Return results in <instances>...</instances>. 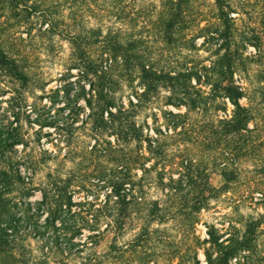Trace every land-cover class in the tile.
Here are the masks:
<instances>
[{
	"label": "rangeland",
	"instance_id": "1",
	"mask_svg": "<svg viewBox=\"0 0 264 264\" xmlns=\"http://www.w3.org/2000/svg\"><path fill=\"white\" fill-rule=\"evenodd\" d=\"M225 1L232 7L227 16L218 17L215 0H197L205 6L204 14L195 17L196 21L202 18V26L215 23L225 36L214 32L207 39L200 35L193 43H182L155 34L153 22L159 0H63L61 4L30 0L29 5L36 3L37 11L32 14L34 21L22 27L13 3L0 0V49L25 56L31 75L28 84L9 82V78L0 82V133H19L22 141L15 145L17 159L39 163L33 185H38L47 171L71 179L72 212L76 210L77 214H63L57 221L60 226L64 220L60 232L65 242L69 237L73 242L84 241L93 232L89 228L91 217L104 203L117 166L122 165L144 187L146 203L142 208L130 209L123 225L120 215L114 214L113 264H193L196 236L201 240L207 236V224L215 225L221 239L235 246L229 264H264V0ZM47 13L58 18L57 33L44 31L48 22H43L42 16ZM98 20L144 35V55L156 66L226 64V59L219 58L225 50L218 51V43L231 42L234 79L245 90L241 103L251 108V131L233 136L214 134L219 119L231 116V102L208 100L201 110L188 111L186 105L171 103L170 91L160 88L143 98L134 116L143 137L155 139L159 149L150 150L148 138L141 142L119 141L112 128L100 126L88 116L89 78L70 66L72 48L67 36L73 24L81 22L82 27H91ZM147 24L152 27L149 31ZM132 72L124 68L113 73L119 102L126 106L129 98L137 99L135 86L130 83H138V71ZM220 153L225 156V175L230 181L226 190L201 210L195 225L184 201L166 195L158 175H163L164 183L170 176L177 179L189 161L195 168L200 165V177L220 186L224 179L218 165ZM23 163L20 166L24 172ZM144 167L149 171L140 180ZM40 198L39 190L29 197L32 201ZM105 219L101 216L99 224L104 226ZM138 233L140 240L136 238ZM28 240L30 248L38 252L36 240ZM104 248L101 245L98 250ZM198 256L201 264H207L204 246L199 248ZM49 264L56 263L50 260Z\"/></svg>",
	"mask_w": 264,
	"mask_h": 264
},
{
	"label": "trees",
	"instance_id": "2",
	"mask_svg": "<svg viewBox=\"0 0 264 264\" xmlns=\"http://www.w3.org/2000/svg\"><path fill=\"white\" fill-rule=\"evenodd\" d=\"M2 1L13 3L20 27L34 21L32 18L35 15L32 17V14L37 11L36 3L29 5L30 0ZM159 1L153 28L155 34H162L164 40L171 41L175 38V41L180 40L182 43L188 40L193 43L194 38L200 35L205 39L207 36H213L214 32L220 37L225 36L215 23L208 22L202 26L201 17L196 21L197 16L204 14L205 6L197 0ZM51 2L61 4L63 0H51ZM215 3L219 18L227 16L232 9L231 3H226L225 0H215ZM50 16L51 14L48 13L46 17L42 16V21L48 22L44 31L57 33L58 18ZM82 26L81 22L74 23L73 29L67 36L72 48L70 66L79 68L81 76L89 78L90 96L86 99L90 107L88 116L100 122V126L108 125L112 128L119 141L122 139L128 142H141L148 138L150 150L159 149L155 139L153 141L150 137H143L142 128L136 124L134 116L143 98L158 92L160 88H167L170 91L168 100L171 103L178 106L186 105L188 111L201 110L208 100L214 102L219 99L222 102H231L234 106L231 116L219 119L214 134L219 132L221 135L233 136L238 132L244 135L242 132L251 131L249 128V121L252 119L251 108L241 103L245 90L234 79L236 69L229 52L231 42L218 43V51L225 50L219 58L226 59V64L209 66L185 63L181 66H156L144 55L146 39L140 32L128 33L126 29L115 27L114 22L101 20H98L95 26ZM147 26H149L147 31L152 29L149 24ZM20 38L23 39L21 36ZM124 68L130 69L131 72L138 71L135 74L138 83L136 85L130 83V86H135L133 92L137 99L134 101V98H129L127 106L123 101L119 102L120 97L117 94L118 89L115 88L113 74L116 70ZM0 77L2 78L0 82L9 78V82L18 81L21 84H28L31 75L27 70L26 57L0 49ZM132 80L133 78L129 82ZM202 86L208 87L209 90L203 89ZM219 127L223 132H220ZM21 141L19 133L13 131L0 133V264H49L50 260L56 264H66L68 261L72 264H113L115 256L113 216L116 213L120 215L119 222L123 225L130 209L142 208L146 203L142 196L144 187L132 179L128 168L117 166L116 173L111 179V191L91 217L93 224L89 228L93 232L89 233L84 241L73 242L72 237H69L68 242H65L60 232L64 220L61 223L62 227L58 226L57 221L63 214H77L76 210L72 212L73 201L69 188L71 179L62 178L57 171H47L40 183L33 185L40 165L37 161L34 164L21 161L26 164L25 171H22L21 159H17L15 149V145ZM245 142L247 143V140ZM219 157L218 165L224 176L220 186H215L209 179L200 177V165L197 164L195 168L189 161L183 165L184 173L177 179L170 176L164 183L163 175H158L166 195L180 197L184 201L183 206L185 209L189 208L188 214L195 225L199 222L201 210L206 209L211 199L217 198L226 190L230 181L225 175L227 172L225 156L220 153ZM147 171L149 168L144 167V174L139 178L140 180ZM127 183L129 186L126 185ZM36 190L41 192V198L32 201L29 197ZM45 213L46 216L41 220ZM101 216L107 220L104 226L99 224ZM206 232L207 236L202 240L196 236L193 264H201L198 256L201 246H204L207 264H229L236 253L235 246L226 243L227 239H221L213 224H207ZM136 238L140 240L141 233H138ZM28 239L36 240L38 252L35 253L30 248ZM101 245L105 246L103 251L98 250ZM124 252L125 250L122 251L121 256Z\"/></svg>",
	"mask_w": 264,
	"mask_h": 264
}]
</instances>
